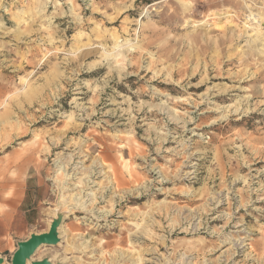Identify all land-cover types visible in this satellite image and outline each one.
Wrapping results in <instances>:
<instances>
[{
    "label": "rangeland",
    "instance_id": "obj_1",
    "mask_svg": "<svg viewBox=\"0 0 264 264\" xmlns=\"http://www.w3.org/2000/svg\"><path fill=\"white\" fill-rule=\"evenodd\" d=\"M256 33L264 0H0V215L68 231L32 261L264 264Z\"/></svg>",
    "mask_w": 264,
    "mask_h": 264
},
{
    "label": "bare ground",
    "instance_id": "obj_2",
    "mask_svg": "<svg viewBox=\"0 0 264 264\" xmlns=\"http://www.w3.org/2000/svg\"><path fill=\"white\" fill-rule=\"evenodd\" d=\"M245 2V1H244ZM246 15V19H247V23L244 25V28L245 29H250L251 27L249 26L250 24H253V23H258V26L260 24H262V21H263V17L259 14V13H254L252 11H248L247 13H245ZM188 24H192L194 25L195 24V21L193 19H188ZM261 28V27H260ZM233 29V28H232ZM254 30V29H253ZM233 31V30H232ZM246 35V34H245ZM125 43V42H124ZM249 43H252V45H254V48H255V51H257L256 53H262V55H264V35H261V34H258L256 33L255 37H253L251 39V41H249ZM80 45V44H79ZM83 45V44H82ZM81 46V45H80ZM91 47V46H90ZM89 47V49H90ZM116 47H118L116 45ZM121 47V46H120ZM243 50V49H242ZM89 51V50H88ZM123 52V51H122ZM252 54V53H251ZM87 55V54H86ZM118 55V54H117ZM116 55V56H117ZM249 55V54H246V56ZM256 56V54H255ZM127 57V56H125ZM124 62V61H123ZM120 63V62H119ZM122 66V65H121ZM253 76V75H252ZM33 90V89H32ZM31 90V92H33ZM2 120V119H1ZM82 187V186H81ZM85 188V187H84ZM70 189V188H69ZM72 189V188H71ZM73 190V189H72ZM78 190V189H77ZM73 193V192H72ZM87 196V195H86ZM93 197V195H92ZM94 198V197H93ZM77 199V198H76ZM87 200V199H86ZM64 212L61 211L60 209L56 210V212L54 213V217L51 219V222L48 226V229L49 230H52V228L55 227V232L57 233V237H58V242L55 244L57 246V244L60 242V239L63 238L64 236V233L67 231L65 228H64V225L62 224V220H63V216H64ZM68 232V231H67ZM67 235V234H66ZM63 240V239H62ZM68 245V244H67ZM43 246H47V245H41L37 250H39L41 247ZM52 246V245H50ZM71 248V247H70ZM37 250L35 251V253L31 256V258H29L27 260V264H30L32 262V260L36 259L35 258V254L37 252ZM47 259V262H49V264H55L54 261H57V264H64L65 263V257L61 256L60 254L56 253V252H51L49 253V256L46 257ZM61 262H60V260ZM3 263V259H2V262L0 264ZM132 263V262H131ZM138 264V263H137Z\"/></svg>",
    "mask_w": 264,
    "mask_h": 264
},
{
    "label": "water",
    "instance_id": "obj_3",
    "mask_svg": "<svg viewBox=\"0 0 264 264\" xmlns=\"http://www.w3.org/2000/svg\"><path fill=\"white\" fill-rule=\"evenodd\" d=\"M58 242L55 227L52 230L42 233H33L26 240L17 244L16 250L13 252L10 264H27V260L35 253L41 245H55ZM2 258H0V263ZM30 264H49L44 258L38 261H32Z\"/></svg>",
    "mask_w": 264,
    "mask_h": 264
},
{
    "label": "crops",
    "instance_id": "obj_4",
    "mask_svg": "<svg viewBox=\"0 0 264 264\" xmlns=\"http://www.w3.org/2000/svg\"><path fill=\"white\" fill-rule=\"evenodd\" d=\"M21 204V203H20ZM32 207H27L22 211L21 216L18 212H13L10 214L9 220L4 219L8 216V213H5L2 218L0 215V247L1 249H8L12 253L17 248V243L23 240H26L28 237L22 238V228L23 223L27 220V216L31 212ZM4 213V212H3ZM11 248V250H10Z\"/></svg>",
    "mask_w": 264,
    "mask_h": 264
}]
</instances>
